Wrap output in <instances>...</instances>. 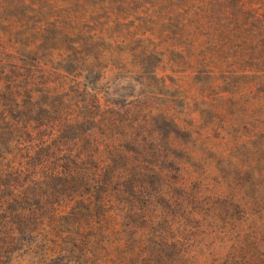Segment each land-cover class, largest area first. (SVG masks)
<instances>
[{"label": "rangeland", "instance_id": "obj_1", "mask_svg": "<svg viewBox=\"0 0 264 264\" xmlns=\"http://www.w3.org/2000/svg\"><path fill=\"white\" fill-rule=\"evenodd\" d=\"M193 10L191 0H0V178L12 173L3 182L13 194L28 192L35 179L28 170L34 166L109 165L122 169L123 184L126 176L141 189L133 206L143 207L145 217L122 220L116 210L107 213L110 222L100 223L110 226V233L133 228L137 221L144 232L155 227L147 220L157 213L151 214L150 197L144 195L156 178L150 170L187 163L202 167L212 158L203 154L208 144L235 134L190 102H202L205 94L208 102L214 97L194 75L202 66L187 58L194 55L184 25ZM249 80L232 79L227 88ZM182 81L191 85L188 90L180 88ZM232 145L222 147L241 152V145ZM191 152L205 160L189 159ZM20 167L24 174L18 176ZM118 186L119 180L103 190L111 209H117L118 199L132 200L128 192L117 195ZM1 188L0 200L6 193ZM239 189L230 193L250 204L255 192L247 185ZM198 192L192 179L187 191L172 189L170 199L178 205L158 201L173 206L164 217L182 214L180 206L188 207L185 212L198 210L193 200ZM225 199H218L221 209L227 208ZM107 232L103 239L109 242ZM32 255L15 264H32Z\"/></svg>", "mask_w": 264, "mask_h": 264}, {"label": "trees", "instance_id": "obj_2", "mask_svg": "<svg viewBox=\"0 0 264 264\" xmlns=\"http://www.w3.org/2000/svg\"><path fill=\"white\" fill-rule=\"evenodd\" d=\"M191 5L195 10L187 12L184 26L191 33L189 54L194 56L187 58L202 66L194 75L203 78L214 97L208 102L205 94L202 102L194 98L190 102L201 104L235 134L222 136L216 148L208 144L203 154L212 158L202 167L187 163L150 170L156 178L144 195L150 197L149 211L158 216L147 220L155 226L148 232L138 226L145 217L143 207L133 206L142 191L134 188L133 178L128 181L125 176V184L121 182L122 169L34 166L28 170L35 177L33 185L28 192L14 194L3 182L10 181L12 173L2 175L0 187L6 193L0 200V264L21 263L31 253L32 264H264V91L259 88L264 87V0H191ZM235 78L250 79L251 84L227 88ZM181 83L183 90L191 86ZM230 143L241 145V152L228 153L222 146ZM191 153L189 159L205 160V155ZM3 165L11 167L8 159ZM16 174H24L23 167ZM190 179L199 188L193 197L198 210L185 212L188 207L180 206L182 214L164 217L178 205L170 191H187ZM118 180L117 195L128 192L127 199L132 200L118 199L117 209H111L103 190ZM246 185L255 192L250 204L230 193L234 187L241 193ZM224 197L227 208L221 209L218 199ZM165 198L173 206L158 202ZM116 210L122 220L139 218L134 227L107 232L110 226L100 221L110 222L107 213ZM128 229L133 241L126 237ZM106 232L109 242L103 239Z\"/></svg>", "mask_w": 264, "mask_h": 264}]
</instances>
